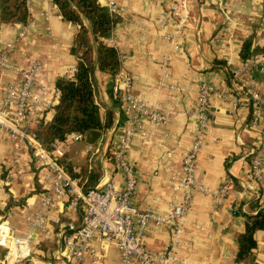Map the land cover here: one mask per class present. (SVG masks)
Masks as SVG:
<instances>
[{
	"label": "crops",
	"instance_id": "1",
	"mask_svg": "<svg viewBox=\"0 0 264 264\" xmlns=\"http://www.w3.org/2000/svg\"><path fill=\"white\" fill-rule=\"evenodd\" d=\"M110 2L116 4L119 15L107 43L119 53L120 72L134 77L135 98L170 116L167 123L154 127L140 116L139 130L149 134L152 144L146 148L138 133L130 141L127 159L139 181L133 203L141 211L165 215L181 202L182 194L173 189L170 180L178 175L177 161L195 140L198 119L193 110L202 82L213 86L215 93L210 96L211 123L198 156L196 177L215 191L226 180L233 181L231 193L220 201L194 192L180 232L176 234L168 225L151 224L141 234L144 245L156 253L170 248L182 264H264L263 230L256 232L252 257L238 260L247 216L264 209V177L253 176L256 156L263 162L264 174V106L244 92L248 86L245 78L237 86L232 78V72L243 67L246 42L252 44V57L259 56L264 62V52L255 51L264 50V0H105L104 5ZM173 6H178L180 17L187 21L181 33L180 17L173 14ZM28 10L25 25L0 23V54L12 44L8 58L12 66L22 65L27 56L42 63L33 89L41 99V110L29 121V128L35 131L54 119L61 96L58 80L75 76L80 60L74 48L80 25L66 21L53 0H28ZM82 23L93 49L95 100L104 115L113 112V123L99 131L102 136L93 151L87 149L86 137L67 138L53 148L84 190L108 180L121 187L124 175L115 155L128 125L121 96L113 94L114 76L98 69L99 43L91 23L85 18ZM22 31L25 36L17 41ZM167 36H175L176 43ZM165 60L169 62L168 76L162 71ZM248 77L256 81L264 98V71L253 68ZM20 81L21 74L14 68L0 71V101L7 88L17 87ZM8 109L13 106L9 104ZM257 114L258 126L253 127ZM45 173L30 148L22 146L16 152L8 136L0 134V225L9 226L11 233L30 242L28 258L7 264H56L60 234H69L68 227L80 225L81 210L70 208L64 198H55L50 208L42 209ZM39 214L43 225L33 226L29 219ZM7 252L4 236L0 238V264ZM84 264L122 261L115 245L102 244L96 237Z\"/></svg>",
	"mask_w": 264,
	"mask_h": 264
},
{
	"label": "built area",
	"instance_id": "2",
	"mask_svg": "<svg viewBox=\"0 0 264 264\" xmlns=\"http://www.w3.org/2000/svg\"><path fill=\"white\" fill-rule=\"evenodd\" d=\"M107 5L110 13L117 17L119 13L116 4L110 2ZM172 12L180 17L178 6H173ZM180 21L178 33L183 31L187 23L186 19L181 17ZM24 36L25 31L20 32L17 41ZM167 38L171 43H176L175 36H167ZM11 48L12 44H8L7 49L0 54V71L14 68L21 74V81L17 87L7 88L5 99L0 101V134L8 136L16 152L22 146L30 148L39 167L46 172L43 179L46 183L44 184L42 209L50 208L55 198H64L68 201L70 208L80 209L82 212L80 225L68 227L69 234H60L61 242L54 256L56 264H84L91 241L96 237L101 240L102 244L117 247L122 264H182L170 248L157 253L149 250L144 245L141 234L151 224L171 226L177 234L181 230L182 220L191 209L194 192L211 195L216 201H220L232 191L233 181L231 179L226 180L215 191L202 184L196 177L198 156L204 146L206 133L211 123L210 96L215 93L213 86L207 82H202L199 86L197 105L193 110V114L198 119L195 140L191 148L177 161L180 164L179 173L170 180L173 189L182 194V200L165 215H160L150 210L141 211L133 203V196L139 181L132 164L127 159V151L135 133L141 135L146 148L152 144L149 134L139 130L140 116L148 118L154 127L167 123L170 118L169 114L161 112L156 107H149L134 97L135 79L132 75L120 71L114 75L113 94L115 97L121 96L123 113L128 125L115 155L117 165L124 175V183L120 187L108 180L84 190L80 180L72 178L66 167L62 165L53 145L40 143L34 131L29 128L30 117L34 112L41 110V99L33 91L42 68L41 61L35 57H26L22 65L12 66L8 59ZM168 66L169 62L165 60L162 65L164 76H168ZM257 67L263 72L264 62L259 56L251 57L244 62L242 69L232 72V78L236 86L242 78H245L248 86L244 92L253 102L264 106V98L258 91L256 81L248 77L250 71ZM74 71L76 73L77 69ZM221 96L228 98L224 94ZM9 104L13 106V110L8 109ZM233 107L234 109L237 107L236 100L233 101ZM259 117V114L254 116L253 127L258 126ZM85 137L84 134L73 133L68 136V140L75 141ZM87 149L93 151L94 145L88 144ZM166 156L171 157V153L166 152ZM262 165L261 158L254 157L253 176L255 179H263ZM29 221L33 226L42 227L44 218L42 214H39L30 218ZM4 236L7 238L8 252L2 264H7L14 259L25 260L29 257L30 242L28 239H21L11 233L9 226L0 225V238Z\"/></svg>",
	"mask_w": 264,
	"mask_h": 264
},
{
	"label": "trees",
	"instance_id": "3",
	"mask_svg": "<svg viewBox=\"0 0 264 264\" xmlns=\"http://www.w3.org/2000/svg\"><path fill=\"white\" fill-rule=\"evenodd\" d=\"M58 6L63 18L75 25H80V32L75 41L74 52L79 57V64L74 78L60 79L57 88L60 92V102L55 107V116L48 124H40L34 131L40 143L52 146L65 141L73 133L88 134L91 131H102L113 123V112L104 115L95 100L93 73L95 62L93 51L88 40V30L82 23L87 19L92 26V32L99 43L98 69L102 73L116 75L120 71L118 51L108 45L117 18L110 13L100 0H53ZM29 19L28 0H0V23L26 24ZM252 44L245 43L242 59L247 61L254 53ZM263 53V49H256ZM264 231V209L255 216H247L246 229L240 237L238 260H248L256 248V232Z\"/></svg>",
	"mask_w": 264,
	"mask_h": 264
},
{
	"label": "water",
	"instance_id": "4",
	"mask_svg": "<svg viewBox=\"0 0 264 264\" xmlns=\"http://www.w3.org/2000/svg\"><path fill=\"white\" fill-rule=\"evenodd\" d=\"M100 3L102 5L105 4V0H100ZM102 134L99 131H91L87 134L86 138H87V143L90 145H95L97 143V141L100 140Z\"/></svg>",
	"mask_w": 264,
	"mask_h": 264
},
{
	"label": "rangeland",
	"instance_id": "5",
	"mask_svg": "<svg viewBox=\"0 0 264 264\" xmlns=\"http://www.w3.org/2000/svg\"><path fill=\"white\" fill-rule=\"evenodd\" d=\"M107 7H108V5H107ZM108 8H109V7H108ZM25 33H26V32H25ZM88 40H89V37H88ZM90 48H92L91 45H90ZM92 51H93V49H92ZM27 57H28V56H27ZM28 58H30V57H28ZM31 58H33V57H31Z\"/></svg>",
	"mask_w": 264,
	"mask_h": 264
}]
</instances>
